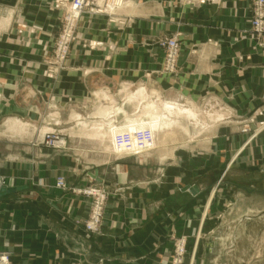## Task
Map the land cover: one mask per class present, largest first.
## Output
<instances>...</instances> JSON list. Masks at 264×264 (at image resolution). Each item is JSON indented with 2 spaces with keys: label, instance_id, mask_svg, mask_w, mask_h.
I'll list each match as a JSON object with an SVG mask.
<instances>
[{
  "label": "crops",
  "instance_id": "obj_1",
  "mask_svg": "<svg viewBox=\"0 0 264 264\" xmlns=\"http://www.w3.org/2000/svg\"><path fill=\"white\" fill-rule=\"evenodd\" d=\"M92 1L61 66L52 53L63 8L0 0V178L26 186L0 196V249L11 252V264H165L172 233H194L197 211L210 209L216 190L209 195L201 179L222 183L236 168L264 180L244 163L224 162L229 135L240 146L263 118L253 0ZM175 34L182 48L170 72L159 40ZM153 113L169 124L154 153L160 179L150 174L151 156L108 152L105 136ZM244 123L250 131H241ZM49 131L65 136L64 149L44 143ZM196 150L220 155H209L216 166L189 180L182 166ZM58 176L67 188L57 187ZM188 184L199 192L183 190ZM88 186L106 193L94 233L83 224L94 196L79 189Z\"/></svg>",
  "mask_w": 264,
  "mask_h": 264
},
{
  "label": "rangeland",
  "instance_id": "obj_2",
  "mask_svg": "<svg viewBox=\"0 0 264 264\" xmlns=\"http://www.w3.org/2000/svg\"><path fill=\"white\" fill-rule=\"evenodd\" d=\"M71 1L72 0H54V2H52L47 7L49 11H53L55 9H58V11H60L61 8H63V14L61 15V19L59 21L60 24L58 27V33L56 35L53 51L55 49L56 41H58V37L61 31L63 17L71 9ZM119 1L122 3L123 0ZM92 2V0H89V4L86 7L90 6ZM121 3H118V0L115 2V4L117 5H120ZM253 3L254 0L251 5V16L254 7ZM114 6L115 5L111 4V9H113ZM166 36L177 37L182 48V41L180 40L179 35H165L163 37ZM256 39L258 40V45L264 49V47L259 44L260 42L262 43V41H264V35L260 36V39L258 38V36H256ZM52 54L54 58V53ZM164 62L166 68V54ZM177 64L178 59L175 70L177 68ZM155 114L156 113L152 114V117L147 123L139 125H149L152 130L153 126H155L153 130L155 142L151 150L146 152V154L151 156L149 159L150 174L156 171L154 174H156L160 179L162 176L159 170L161 166L157 160V156L154 153L160 152L161 143L166 140V137L169 135L164 126L165 124H169L161 123V121L156 118ZM261 114L263 118L255 122L252 133L242 144H240V146H237L236 143H234L235 140L233 137L236 134L229 135V148L226 151L228 155H224L226 156L225 158H227L224 159L225 163L228 164L229 162H241L244 163V165H247V167L264 173V112H261ZM241 131H250V126L244 123V127L241 129ZM113 136L112 139L106 140L108 152L114 153L116 155H121L119 150L116 149L113 144ZM257 138H260L263 141L261 143L252 142V139ZM65 147L66 145L63 148L55 149H64ZM255 148H258V150L256 151ZM169 152L170 151L166 150L165 154H168ZM189 152L190 156L188 157L187 155V157L190 159L188 161V166H182L183 169H187L186 172L188 173V178H190L189 180H192L197 172L199 173L207 168H213L216 166L214 164H208V161H210L209 155L213 153L215 157L218 158L219 156L217 155H220V153H218L217 151L210 152L207 150H196ZM193 152L196 153L197 164H194V162L192 161V157H194L192 154ZM139 156L142 157L143 155L140 154ZM183 157L185 158L186 156ZM227 166L229 165H225V167ZM230 167L234 166H229V168ZM7 173H11V168ZM159 179L158 181L163 183L165 182L164 180ZM217 180L218 179L208 178H203V180L201 179L200 184L204 185V190H206L209 195L211 194L212 190H216L214 197L212 198L210 209H205L206 211L204 209H200V212L197 211V224L195 225L196 229L194 230V233L189 235H177L176 233H172L171 238L173 241V246L167 252L165 264H264V180L258 179V177H256L255 175L250 176L247 173L238 171L236 168H233L231 171H229V175L224 178L222 183ZM184 182H182V184ZM3 183L5 184L6 182L4 181ZM9 183H6L5 185ZM227 184L230 185L229 188H226ZM178 186L179 184L177 183L175 189L170 188L171 196H173L174 199L177 197L176 187ZM86 188H91V186H88ZM86 188H82L79 190L83 192V190ZM94 199L92 200L89 216L83 223L84 228L89 233L98 231L101 226L104 205L106 201V193L105 200L102 206L100 225L98 229L90 230L86 227V222L93 212V204L95 201ZM179 199L180 198H178V200ZM185 200L186 199L184 198L180 199L181 203ZM182 214H184V211H179V215ZM72 264L84 263L75 261Z\"/></svg>",
  "mask_w": 264,
  "mask_h": 264
},
{
  "label": "built area",
  "instance_id": "obj_3",
  "mask_svg": "<svg viewBox=\"0 0 264 264\" xmlns=\"http://www.w3.org/2000/svg\"><path fill=\"white\" fill-rule=\"evenodd\" d=\"M89 0H72L71 9L62 20V27L56 41L53 51L55 60L63 66L69 54L70 46L76 37L77 24ZM254 7L251 16V28L254 35H264V0H254ZM160 45L166 54V70L175 71L177 59L179 57L181 45L177 37H163ZM264 47V41L259 43ZM155 142L154 131L149 125H135L127 129L117 131L113 136V144L119 150L121 155L136 156L144 155L150 151ZM44 143L53 148H63L66 145L65 137L54 131L46 132ZM57 187L67 188V182L64 176H58L56 180ZM85 194L94 196L93 212L86 222V227L90 230L98 229L101 220L102 206L105 200V192L96 187L86 188ZM0 264H11V252L0 249Z\"/></svg>",
  "mask_w": 264,
  "mask_h": 264
},
{
  "label": "water",
  "instance_id": "obj_4",
  "mask_svg": "<svg viewBox=\"0 0 264 264\" xmlns=\"http://www.w3.org/2000/svg\"><path fill=\"white\" fill-rule=\"evenodd\" d=\"M25 187H26L25 185H23V186L5 185L0 178V196H4L6 194L15 192V191L23 189ZM183 190H189L193 194H197L199 192V187L196 184H194V185L188 184L185 187H183Z\"/></svg>",
  "mask_w": 264,
  "mask_h": 264
},
{
  "label": "bare ground",
  "instance_id": "obj_5",
  "mask_svg": "<svg viewBox=\"0 0 264 264\" xmlns=\"http://www.w3.org/2000/svg\"><path fill=\"white\" fill-rule=\"evenodd\" d=\"M118 3H121L119 0H118ZM154 128H155V126H153V130H154ZM126 129V128H125ZM110 134V133H109ZM113 135H114V133H112ZM113 135H105V136H107V137H109V138H112V136Z\"/></svg>",
  "mask_w": 264,
  "mask_h": 264
}]
</instances>
